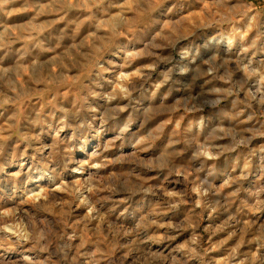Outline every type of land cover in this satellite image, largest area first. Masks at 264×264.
I'll return each instance as SVG.
<instances>
[{"label": "rangeland", "instance_id": "rangeland-1", "mask_svg": "<svg viewBox=\"0 0 264 264\" xmlns=\"http://www.w3.org/2000/svg\"><path fill=\"white\" fill-rule=\"evenodd\" d=\"M0 36V264H264V0H11Z\"/></svg>", "mask_w": 264, "mask_h": 264}, {"label": "clouds", "instance_id": "clouds-1", "mask_svg": "<svg viewBox=\"0 0 264 264\" xmlns=\"http://www.w3.org/2000/svg\"><path fill=\"white\" fill-rule=\"evenodd\" d=\"M11 0H0V6L4 5V4H8L10 3ZM97 3L99 4H103L104 0H97ZM234 13H238L239 15L242 16H247L248 15V11L246 9L245 6L241 5L239 9L237 8H232L229 10V14L225 15L223 17H221L220 21H217L218 23L223 22V23H230L231 22V14ZM208 27H211V25L209 24ZM3 38L2 36H0V49L6 47V45L2 42ZM213 37H209L208 41L212 42ZM254 46V45H253ZM23 58V57H22ZM19 70L15 69V68H4V67H0V86L7 88L10 90V92L15 93V97L12 96H8L6 95V93L4 91H0V109L4 108L5 105L8 104H15L18 103L21 99H23L24 93L23 90L21 89L20 91H17V86L15 83V77L19 76ZM79 113L75 114V118H79ZM10 120H14L15 117H9ZM104 123H107V119H104L103 121ZM63 123V121H62ZM80 128H84L86 127V125L84 123H80L78 125ZM126 127L122 128L121 131H126ZM22 139H24L26 142H28L29 146L31 147V141L32 137H22ZM4 149H3V145H0V156L3 155ZM197 156L200 155V153L196 154ZM70 163H75V161H69ZM94 168L99 169L101 167L100 164H95L93 165ZM74 171H80L81 169H73ZM17 177L20 175V173H16L15 174ZM91 179V177L89 178ZM202 187L204 185H207L206 188H204V191H211L213 188V185L211 184L210 181H208L207 179H205L204 181L201 182ZM144 191H151V189H143ZM260 191H264V189H261ZM0 231H11V229L8 228H3L0 229ZM14 235H16L18 237V240L20 242H24V241H33L34 242V246L38 247L40 251L46 252L48 251V243H41L42 241H46L47 240V235L45 233L44 230H34L33 232L29 233L26 231H20V232H15L13 233ZM50 243V241H49ZM57 251L59 252H63L64 248H58ZM24 260L26 261V264H34V262L32 261V259L28 256L24 257ZM174 264H178V262H174Z\"/></svg>", "mask_w": 264, "mask_h": 264}]
</instances>
